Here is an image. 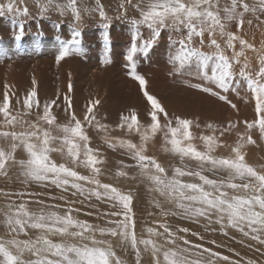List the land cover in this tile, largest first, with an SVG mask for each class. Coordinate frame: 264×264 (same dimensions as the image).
I'll return each mask as SVG.
<instances>
[{"label": "rangeland", "instance_id": "obj_1", "mask_svg": "<svg viewBox=\"0 0 264 264\" xmlns=\"http://www.w3.org/2000/svg\"><path fill=\"white\" fill-rule=\"evenodd\" d=\"M212 1L0 0V68L3 58L13 62L17 73L29 74L32 89L22 93L20 77L0 85L9 94L0 90V264H264V131L247 134L260 144L250 140L240 147L226 140L228 128L195 136L181 121L169 129L152 114V103L174 116L168 113L173 90L145 97L122 83L153 82L140 56H156L162 38L153 40L148 30L161 37L171 25L212 20L227 10L250 24L255 5L264 11V0ZM132 17L142 25L138 30ZM201 25L192 28L214 35L210 48L224 41L249 47L251 59L264 63L256 24L250 25L251 37L233 36L221 24L214 32ZM131 97L136 108L118 105ZM26 98L55 114L30 113ZM119 113L125 120L143 117L136 126L122 123ZM67 118L74 127H66ZM41 214L61 225L32 226Z\"/></svg>", "mask_w": 264, "mask_h": 264}, {"label": "bare ground", "instance_id": "obj_2", "mask_svg": "<svg viewBox=\"0 0 264 264\" xmlns=\"http://www.w3.org/2000/svg\"><path fill=\"white\" fill-rule=\"evenodd\" d=\"M212 2L216 3L217 5L219 3L218 0H214ZM149 4H151V3H149ZM147 6H149V5H147ZM242 6H244V5H242ZM257 6L255 5V7H254L255 15L252 18H248L247 19V21L250 22V24L249 23H242L241 19L243 17L237 19L236 17H233V14H232V12H230V10L226 9L227 11L224 12V16H222L220 14L221 15V17H220L219 15L216 14V16L214 17L215 19H212V20L211 19L210 20L209 19H204V18L199 19L200 17H196V18L194 17V18H189L186 21H183V23L181 25L177 24V25L169 26L170 28L166 27L167 30L170 33L169 37L171 36V38H172V43L176 42L177 44H182V47L178 46L176 43L174 45L171 44L172 48H174V50H170L169 49V45H168V42L166 40V38H167L166 37V33H168L166 29L164 30V32H162V30H161V32H162L161 37H159V33L160 32H158V34H157L156 31H154L153 34H152L151 30L149 31L148 29H146L149 32L148 34L153 37L152 38L153 40H155V36L154 35H157L156 36V40H159L160 38H162V40L154 48L156 50V53H157L156 56L150 55V54L145 55V56H140L141 58L144 59L143 61L145 63V64H143L142 67L146 66L143 69V70H145L144 74L148 75V77H150L151 80L153 79V82L149 86L145 85L146 87L141 85V83L138 81L139 79L136 80L135 78L134 79L133 78L130 79V81H128V82L125 81V79H123L122 83H124V86H127L128 84H130L133 87V88H131L130 85L128 86V87H130V90H132V94L135 93V92H136V94H141V93L144 92L145 93L144 94L145 97H146V95H147V97L148 96L150 97V95L148 93H150V94H152L154 96L155 95L158 96V94L161 91H165L167 88H168L167 90L169 92H170V89L173 90L172 92H173L174 98L172 99L171 104L168 105V111H169L168 113L173 114L174 116H169V115H167L164 112L157 111L158 109H156L155 104L152 103L153 104V109H154V111H152V114L155 117L157 116L156 118H158V117L161 118L162 122L164 124L166 123L165 126L167 128H169V129H171L173 126H176V124H181V121L184 122L185 124H189L190 123L191 127L189 126L187 128V131L191 132V134H194L196 136V134H199V133H201L204 130L205 131H211V132L213 131L215 133V135H216V132H217V134L218 133L220 134V131H222V129H223L222 127H224V128L230 129V133H228L229 136H227V139H226V140H229V142H234L235 141V142L239 143L240 147H242V145L243 146L248 145L249 142H247V141L251 140V144L256 145V143L258 141L257 138H256L257 141H255L256 143L254 144V143H252V142H254V140H252L251 135L249 136L250 138H247V134L248 133L251 134L253 132L257 133L260 130L264 131V128L262 127L264 125V110H262V115L260 113V107L263 106L264 104L262 105V104H260L258 102V100L261 99V102H262V99H264V83L262 84V81H264V63L263 64L262 63H258V61L255 62L253 59H251V54H250L251 51L249 50V47H247L248 49L247 48H243V47L241 49L239 47L235 48L233 44H232L233 47L226 46L225 43H227V42L224 41V42L221 43V48H219V49L210 48V46L213 44V39H214L213 36L214 35L213 36L210 35L209 33H207V31H205L206 33H203V34H201L199 32H196L192 28V24H202L201 28L203 30H206V28H209L212 32H214V28H213L214 25L216 27V26H219V24H221L222 27L224 28V30L229 32L233 36L236 35V34H239L241 32L242 35H245V36L249 35L250 37H251V35H250L251 32L250 31H251V28H252L250 25L251 24H256L257 27H254V26L253 27L255 29H257V34L259 35V38L262 41H264V25H260L259 26V23L260 24L261 23L264 24V11H262L260 9L261 7L259 8V6L258 7ZM150 7H155V6L151 5ZM133 15H136V14L134 13ZM213 15L214 14H212V16H210V17H213ZM132 18H134V17H132ZM137 19H138V17L134 18V23H135L134 25H135V27H137V30H138V26L141 27L142 25L139 23V20H137ZM145 24L148 25L149 23H145ZM207 24H208V26H207ZM176 26H179V27H176ZM243 26H244V28H243ZM156 29L157 28H155L153 30H156ZM141 31H143V30H141ZM145 34H144V36H145ZM251 34H254V32L251 33ZM149 35H147V37ZM252 38H254V37H252ZM136 39H137V37H136ZM136 39L134 37L133 41L135 42ZM221 39H223V38H221ZM232 39L233 38H231V40ZM186 41H188V44L190 45L189 47L188 46L185 47L184 44L186 43ZM253 41H256V40L253 39ZM261 44H263V43H261ZM215 46H217V45H215ZM149 52L150 51H148V53ZM254 52H255V50H254ZM247 55H250V56H247ZM222 56L223 57L226 56L227 59H223ZM3 59H4V65L2 66V68H0V85H1V87H2V81H5V78L10 80V82L15 83V80L18 77H20L22 79L20 81L21 84H22L21 85L22 86L21 87L22 93L24 91H26L27 88L31 89L26 84L29 81L27 79V78H29V74H27L26 71H22V72L17 73V71H15V68L13 67L14 63L13 62H8V60L6 58H3ZM107 60H109V59H107ZM113 67H115V65ZM200 67H202V68H200ZM105 68H107V67H105ZM216 71L220 72V74H222V75L217 76L215 74ZM107 74H108V76H107ZM107 74L106 75L104 74V75L106 77H109L110 76L109 70H108ZM61 75H64V74H61ZM95 76H97V75H95ZM91 77H90V81L92 80ZM106 77H105V79L109 81V79L106 78ZM105 79H104V81H105ZM102 80L103 79H101V81ZM16 81H18V80H16ZM143 81H145V80H143ZM50 86H52V85H50ZM104 86L106 87V85H104ZM72 87L73 86H70V88H72ZM91 87L89 86V88H91ZM173 87H176V88L173 89ZM98 88H100V87H98ZM146 88L149 89V91H146ZM13 89H15V88H13ZM79 89L80 88H78V91H79ZM121 89H122V87H121ZM0 90L3 93L4 97L9 95L8 93L5 92L6 89L4 91H2V89L0 88ZM49 90H53V89H49ZM158 90H160V92ZM13 91L11 89L10 92H13ZM122 91H128V89L127 90H122ZM8 92H9V90H8ZM16 92H17V90H16ZM80 92H82V90ZM156 92H158V93L154 94ZM162 93H160V96L163 95ZM166 93H167V91H166ZM28 94H30V93H28ZM80 94L82 96H84L82 93H80ZM225 94H227L226 99L223 97V96H225ZM249 94H250V97L245 98V96L249 95ZM120 95H121V93H120ZM24 96H26V95H24ZM167 96H168V93H167ZM138 97H139V95H138ZM16 98H17V96H16ZM76 98H79V97H76ZM70 99H71V97H70ZM110 99H109V101L112 100V99L111 100ZM116 99H118V98L116 97ZM41 100H39V101L42 102ZM132 100H133V98H132ZM135 100H137V99H135ZM135 100H133L132 102L129 100L128 102L121 103V104H118V105H121V108H125V109H127L126 107L130 108L131 106L136 108L138 106L137 105L138 101H135ZM164 100H165V98H164ZM106 101H107V99H106ZM144 102H146V100ZM140 103H142V101ZM37 104H38V102H34V100L31 102L30 99L26 98V101H25L24 105H25L26 108H29V110H27V109L26 110L30 111V113L37 112V114L49 113V115H54L55 112H56L55 109H54V112L51 111V110L50 111L49 110L46 111L47 107L49 105L45 106V104H43V105L41 104L39 106ZM52 104H53V102H52ZM99 104H101V103H99ZM108 104H109V102H108ZM108 104H105V105L108 106ZM115 104H116V102H115ZM236 105H238V107L241 108V109H239L240 111L238 110ZM32 107H36V108L35 109L33 108L34 110H32ZM18 108L20 109V107H18ZM58 109H60V108L58 107ZM104 109H106V108H104ZM227 109H229V111ZM57 111H59V110H57ZM93 111H96V110H93ZM96 113H99V111L95 112V116H97ZM102 114H101V117L103 116ZM72 115H74V114H72ZM259 115H260V117H259ZM58 116H60V115H58ZM92 116H94V114ZM120 116H121V114H120ZM120 116H118V118ZM122 116L120 117V121L122 123H126L127 121L134 122L136 124V126H138V124L141 122V118L143 117V115L142 116L140 115V117H138L137 119H134L132 116H130V117H128V118H130L129 120L128 119L125 120V118L122 117ZM246 116H249L250 118H248ZM98 118H99V116H98ZM70 119L67 118L63 122V123H66V127H68V128L70 126L74 127L73 123L71 122L72 119L71 120ZM243 120H245V121H243ZM84 121L82 122V124H85ZM87 125H89V124H87ZM78 126H80V125H78ZM66 127H64V128H66ZM162 127H163V125H162ZM166 127H164V129L161 128L160 132H162L164 134L165 131H166L165 130ZM184 127L186 128V126H184ZM68 128H67V130H68ZM184 133H186V132H184ZM262 133H264V132H262ZM258 134H261V133H258ZM245 136L248 139V140L246 139L247 144L242 141L243 138H245ZM263 136H264V134H263ZM224 138H226V137H224ZM253 138H254V136H253ZM259 141H258V143H259ZM249 147L251 148V145ZM252 148H253V146H252ZM261 149H263V151H264V146ZM259 151H261V150H259ZM251 154L252 153H250L249 155H251ZM261 156H264V152H262ZM254 172H258V171L255 170ZM206 180H209V179H206ZM230 185H232V183H230ZM252 185H254V184H252ZM45 215L48 216L47 214H45ZM37 220H31L32 221V226L34 224V225L43 226L45 228H47V227H49V228L51 227L52 228V226L53 227H58V226L61 225V223H59V221H61V220L58 221L57 219H55L56 222L50 221L44 215H42L41 220H39V221H37ZM4 222H5L4 220L0 219V225H2L3 227H5L4 226ZM4 229H7V228H4ZM27 245H28V243H27ZM32 245L34 246V244H32ZM85 255L87 256V258L89 257L88 253H85ZM92 255H93V253H92Z\"/></svg>", "mask_w": 264, "mask_h": 264}]
</instances>
